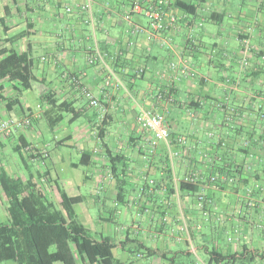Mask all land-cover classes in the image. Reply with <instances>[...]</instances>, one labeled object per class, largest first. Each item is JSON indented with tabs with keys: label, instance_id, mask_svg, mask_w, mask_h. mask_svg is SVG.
Masks as SVG:
<instances>
[{
	"label": "crops",
	"instance_id": "1",
	"mask_svg": "<svg viewBox=\"0 0 264 264\" xmlns=\"http://www.w3.org/2000/svg\"><path fill=\"white\" fill-rule=\"evenodd\" d=\"M90 1L86 18L89 0H0V39L14 40L5 46L35 60L41 91L27 106L36 115L31 125L1 137L0 154L23 137V152L44 158L28 160L29 167L44 165L33 181L56 205L60 188L81 196L79 220L95 238L115 242L120 264H216L214 251L244 257L238 264H264V191L257 192L264 185V121L256 129L261 150L247 157L238 149L248 107L264 106V80L262 94L247 92L241 67L247 43L264 27V11L247 15L243 4L234 12L231 0H128L129 7ZM136 1L155 9L161 1L166 30L153 32L143 13H131ZM0 85L6 99L17 97L12 83ZM33 91L34 84L11 111L0 100V117L22 121V101ZM86 92L103 107L102 123ZM62 103L77 114L64 113L51 127ZM141 111L164 116L168 142L152 146L154 134L137 120ZM44 122L62 132L52 144L39 140ZM236 165L243 168L238 191L218 172ZM0 167L29 178L10 162ZM182 182L196 192L180 190Z\"/></svg>",
	"mask_w": 264,
	"mask_h": 264
},
{
	"label": "trees",
	"instance_id": "2",
	"mask_svg": "<svg viewBox=\"0 0 264 264\" xmlns=\"http://www.w3.org/2000/svg\"><path fill=\"white\" fill-rule=\"evenodd\" d=\"M263 2L260 4L258 12L264 11ZM13 41L12 39H0V81L7 80L12 83L18 93L17 97L6 99L2 94L3 86L0 85V100L6 102L8 111H11L20 102L19 95L30 90L37 81L35 60L29 58L28 54H19L5 46L6 43H13ZM249 50L251 55L248 57L247 65V85L249 86L247 92H257L256 94L259 95L261 93L259 82L261 79L264 80V49L260 43L256 46L250 43ZM54 108L58 110L59 115L54 121L49 118L51 127L63 120L64 113L77 114L65 103ZM261 121H264L263 104L256 103L254 108L249 106L246 135L238 137L242 140L238 149L243 154H247V157L252 150H261L259 149L261 136L256 135V129ZM243 126L235 128L237 134L243 133V128H245ZM19 140L21 145L15 147L14 150L21 154L22 162L29 170V178L24 181L20 177L10 175L3 167H0V188L8 200L7 211L9 214V221L0 223V264L5 262H14L15 264H120L115 259L117 247L115 242L107 236L95 238L79 220L75 207L83 202L81 196H70L60 188L61 201L59 205L46 198L43 188L38 187L37 183L33 181L35 175L30 171L28 165V160L44 158L35 153L28 154V158L23 156L24 149L22 148L29 145L23 137H20ZM240 168L242 167L238 165L234 169L218 168L220 174L224 173L233 178L235 182L231 187L236 191L239 190L238 185L243 182V170ZM258 177L260 178V176ZM263 186L258 189V193L264 191ZM179 188L188 192H196V187L190 183L182 182ZM247 190L248 197L251 192L249 188ZM211 254L216 264L244 262V257L239 259L236 255L223 256L216 251Z\"/></svg>",
	"mask_w": 264,
	"mask_h": 264
},
{
	"label": "built area",
	"instance_id": "3",
	"mask_svg": "<svg viewBox=\"0 0 264 264\" xmlns=\"http://www.w3.org/2000/svg\"><path fill=\"white\" fill-rule=\"evenodd\" d=\"M161 6H162L161 1L158 2V7H156V9L154 7H149V8L143 7L141 2L136 1L131 8V13H143L144 16L149 20V28L151 29V31L162 32L166 30L167 26L165 25V23H163ZM85 8L92 17L90 0L88 4L85 6ZM249 52L250 50L247 45L243 52V58L241 62V67L243 68L247 67L248 65ZM100 60H101V55H98L95 56V58L89 59V63L95 64ZM171 65L174 68L175 64L172 63ZM85 94L89 99L90 106L92 108H97L98 110H100L101 114L99 117V122L102 123L104 121V112H105L103 107L100 106L99 102L91 95L90 92H86ZM33 116L35 118L36 115H34L31 111H29L27 116L22 121H18L11 117H7L4 119L0 118V138L1 137L7 138L11 136L17 129L26 128L30 126L31 122L33 121ZM137 120L145 130L150 131L154 134V139L151 141L152 146H155L159 141H164V142L169 141L170 132L164 116L160 114H154L148 111H141ZM184 140H185L184 137L179 139L180 142H183ZM217 180L218 177L212 179L213 182H216ZM263 190H264V186H263ZM261 229L264 232V227H261Z\"/></svg>",
	"mask_w": 264,
	"mask_h": 264
},
{
	"label": "rangeland",
	"instance_id": "4",
	"mask_svg": "<svg viewBox=\"0 0 264 264\" xmlns=\"http://www.w3.org/2000/svg\"><path fill=\"white\" fill-rule=\"evenodd\" d=\"M110 2H112L113 4H117L120 2V3L125 4L127 7L130 6L129 5L130 3L128 0H110ZM262 2H263V0H231V2L229 4V9L231 11L238 12L239 6L241 8L244 4L245 8L247 9V15H251V14L256 15V14H258V11H259L258 9L260 8V4ZM65 4H67V5H65L64 8L70 7V5H68V3H65ZM263 5H264V2H263ZM84 12H85L86 18H88V15H89L88 11L85 10ZM61 13L63 14V16H66L64 9H61ZM256 33H257V38L253 39L252 44L256 46V45H259V43H260V46L262 48H264V27H260L259 31H257ZM247 45H248V47H250L249 42L247 43ZM250 55H251V52H249V56ZM238 67H234V69H238ZM250 70H251V68H250ZM226 73H227V76H229V77L233 76L232 70H229ZM255 85H258V83H255ZM247 87L249 88L248 85H247ZM33 92H34L35 96H33V95L29 96L28 95L27 97H25V100L26 99L27 100L22 101V103L24 104L26 109H27V106H29V105L33 106V105H35L36 102L39 101V94L41 91H40V85L38 83H34V91ZM35 97H36V99H35ZM28 112H29V110L27 109L26 115L28 114ZM66 125L68 126L67 123H66ZM42 131H43V134L40 135L39 140L44 141L48 144H52L53 139L56 138V136L58 138L59 136L62 135V132H57V131H56V133L52 132L50 127H49L48 122H44ZM32 141H36V140L33 139ZM27 153L29 154V152H27V151L23 152V156H26ZM7 162H10L11 165H13L15 171L20 172V170H18L20 167L23 171V175L25 177L29 176V170H27L25 165L22 163L21 154L19 152H15V150H13V149H4L3 153L0 154V166L5 165V164L7 165ZM36 167L37 168H43L44 165H42V163H34L30 166V171L35 172ZM87 189H89V187H85V188L83 187L82 188V190H84V192H87L86 191ZM7 207H8V200L0 188V223H6L9 221V214L7 211ZM131 236H133V234ZM122 237L126 238L127 233L124 232ZM132 238H134V236ZM116 252H120V249L116 250ZM2 264H15V263L14 262H5Z\"/></svg>",
	"mask_w": 264,
	"mask_h": 264
}]
</instances>
